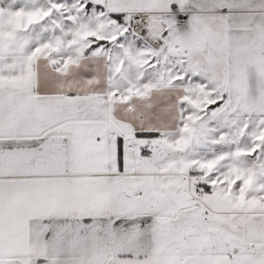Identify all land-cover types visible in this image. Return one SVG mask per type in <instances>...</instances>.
I'll list each match as a JSON object with an SVG mask.
<instances>
[{
	"label": "crops",
	"instance_id": "1",
	"mask_svg": "<svg viewBox=\"0 0 264 264\" xmlns=\"http://www.w3.org/2000/svg\"><path fill=\"white\" fill-rule=\"evenodd\" d=\"M0 264H264V0H0Z\"/></svg>",
	"mask_w": 264,
	"mask_h": 264
},
{
	"label": "built area",
	"instance_id": "2",
	"mask_svg": "<svg viewBox=\"0 0 264 264\" xmlns=\"http://www.w3.org/2000/svg\"><path fill=\"white\" fill-rule=\"evenodd\" d=\"M149 15L148 14H142V13H137L134 15V19L139 20V21H147L148 20ZM196 194L199 195L200 194V189L196 190Z\"/></svg>",
	"mask_w": 264,
	"mask_h": 264
}]
</instances>
